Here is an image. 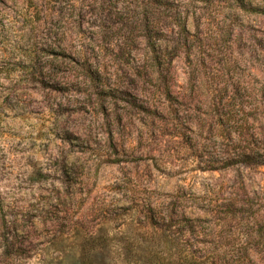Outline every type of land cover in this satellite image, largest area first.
Masks as SVG:
<instances>
[{
	"label": "rangeland",
	"instance_id": "rangeland-1",
	"mask_svg": "<svg viewBox=\"0 0 264 264\" xmlns=\"http://www.w3.org/2000/svg\"><path fill=\"white\" fill-rule=\"evenodd\" d=\"M0 264H264V0H0Z\"/></svg>",
	"mask_w": 264,
	"mask_h": 264
},
{
	"label": "trees",
	"instance_id": "trees-1",
	"mask_svg": "<svg viewBox=\"0 0 264 264\" xmlns=\"http://www.w3.org/2000/svg\"><path fill=\"white\" fill-rule=\"evenodd\" d=\"M153 50H154V52L156 51L155 47L153 48ZM155 56L157 57L158 55H157V54H155ZM155 60H156V59H155Z\"/></svg>",
	"mask_w": 264,
	"mask_h": 264
}]
</instances>
